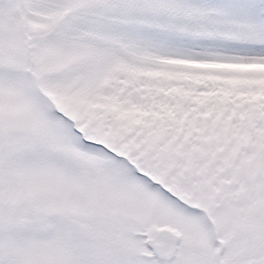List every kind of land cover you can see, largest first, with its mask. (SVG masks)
I'll use <instances>...</instances> for the list:
<instances>
[{
	"label": "snow or ice",
	"instance_id": "obj_1",
	"mask_svg": "<svg viewBox=\"0 0 264 264\" xmlns=\"http://www.w3.org/2000/svg\"><path fill=\"white\" fill-rule=\"evenodd\" d=\"M0 264H264V0H0Z\"/></svg>",
	"mask_w": 264,
	"mask_h": 264
}]
</instances>
